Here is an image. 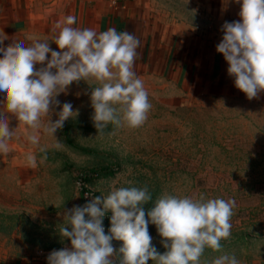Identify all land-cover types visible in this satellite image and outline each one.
Segmentation results:
<instances>
[{
  "label": "rangeland",
  "instance_id": "374dc122",
  "mask_svg": "<svg viewBox=\"0 0 264 264\" xmlns=\"http://www.w3.org/2000/svg\"><path fill=\"white\" fill-rule=\"evenodd\" d=\"M188 15L196 21L195 14ZM52 36L42 31L36 39ZM50 47L60 51L54 42ZM135 72L152 104L138 128L109 123L98 133L90 88L100 82L94 78L73 82L59 94L61 107L71 103L79 114L67 120L56 137L41 129L38 145L27 139L31 130L0 104L10 128L16 129L9 152L0 153L1 262L29 261L70 245L59 231L67 223L63 209L85 204V193L102 197L113 187L147 186L152 200L146 208L165 193L234 199L230 237L220 241V251L206 247L200 264H212L224 253L234 254L240 264H264V92L250 100L234 79L221 77L180 98L163 78ZM51 119H58L55 112L42 116L41 123ZM29 153L36 157L35 168L27 161ZM107 214L109 230L112 213ZM149 233L157 251L166 252L151 223ZM112 242L117 251L123 245ZM147 264L156 262L150 259Z\"/></svg>",
  "mask_w": 264,
  "mask_h": 264
},
{
  "label": "clouds",
  "instance_id": "9594fccd",
  "mask_svg": "<svg viewBox=\"0 0 264 264\" xmlns=\"http://www.w3.org/2000/svg\"><path fill=\"white\" fill-rule=\"evenodd\" d=\"M236 2L241 5V19L224 22L217 52L228 62L227 71L236 88L251 100L264 92V0ZM76 22V16L67 15L55 23L51 40L29 37L28 46L18 40L5 46L9 37L0 31V93L4 95L0 104L31 130L27 139L33 145L39 144L41 129L56 137L65 122L79 114L71 103L61 107L57 99L73 82L89 78L100 82V86L90 88L92 120L98 133L109 123L141 127L152 108L144 82L134 71L139 39L114 27L101 32L74 27ZM50 42L60 51L53 50ZM57 108L60 111L56 112ZM53 112L58 119L43 125L41 117ZM7 113L0 112V153L5 154L8 142L16 135ZM56 147H61L58 138ZM40 151L46 149L41 147ZM27 161L36 167L33 154L27 155ZM85 197V204L63 209L67 223L59 231L71 246L53 250L47 264H116V256L118 264H147L150 259L156 264H200L206 247L220 251V241L230 237L236 206L234 199L165 193L146 208L152 200L147 186L113 187L107 196L87 192ZM109 211L111 227L106 234L103 220ZM150 223L162 237L167 249L163 254L152 245ZM113 240L123 241L118 251ZM212 264L240 261L234 254L224 253Z\"/></svg>",
  "mask_w": 264,
  "mask_h": 264
},
{
  "label": "crops",
  "instance_id": "0c3cea01",
  "mask_svg": "<svg viewBox=\"0 0 264 264\" xmlns=\"http://www.w3.org/2000/svg\"><path fill=\"white\" fill-rule=\"evenodd\" d=\"M240 7L236 0H0V31L9 37L5 46L12 40L28 46L29 37L36 39L42 31L54 35L55 23L67 15L76 16L74 27L128 31L140 41L134 70L163 78L182 98L221 77L234 79L217 45L224 22L241 19ZM188 14H195L198 23ZM103 225L108 234L107 223ZM48 255L0 264H47ZM113 259L118 264V256Z\"/></svg>",
  "mask_w": 264,
  "mask_h": 264
},
{
  "label": "built area",
  "instance_id": "2783aa9c",
  "mask_svg": "<svg viewBox=\"0 0 264 264\" xmlns=\"http://www.w3.org/2000/svg\"><path fill=\"white\" fill-rule=\"evenodd\" d=\"M108 220H109V216H108V214H106V215H105V217H104V220H103V222L107 223V222H108Z\"/></svg>",
  "mask_w": 264,
  "mask_h": 264
}]
</instances>
